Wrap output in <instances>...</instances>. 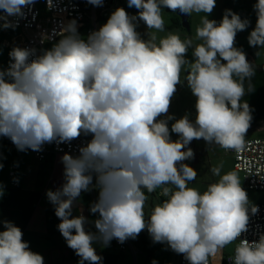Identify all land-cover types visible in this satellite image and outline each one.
Instances as JSON below:
<instances>
[{"label":"clouds","instance_id":"1","mask_svg":"<svg viewBox=\"0 0 264 264\" xmlns=\"http://www.w3.org/2000/svg\"><path fill=\"white\" fill-rule=\"evenodd\" d=\"M103 2L87 0L97 7ZM216 2L127 0L136 14L117 7L86 37L77 21L69 20L59 31L42 34V44L58 37L50 48L13 46L7 67L0 66V137L21 152L91 137L77 155L61 156L63 183L46 191L60 221L57 229L78 264H102L95 244L108 247L113 239L123 244L145 230L153 243L182 255L188 264H209L210 257L236 241L230 264H264V233L251 242L241 238L259 208L250 202L238 173L221 174L222 166L212 167L219 179L203 192L189 187L198 176L185 163L194 159L191 142L203 139L239 153L252 121L242 98L253 90L255 67L235 46L237 33L250 21L231 9L220 21L209 19ZM34 3L0 0V29L15 30ZM47 5L51 9L53 0ZM164 9L203 13L196 27L199 43L172 32L158 38L165 31ZM253 10L256 24L248 43L264 49V0H256ZM185 84L195 98L194 119L191 113L170 114L177 86ZM157 189L166 199L146 217V192ZM91 191L98 195L89 205L96 217L90 221L82 211L73 215V209L81 194ZM0 264H45L21 228L5 219H0Z\"/></svg>","mask_w":264,"mask_h":264},{"label":"crops","instance_id":"2","mask_svg":"<svg viewBox=\"0 0 264 264\" xmlns=\"http://www.w3.org/2000/svg\"><path fill=\"white\" fill-rule=\"evenodd\" d=\"M7 139L0 137V162L4 165L0 170V184L4 186V195L0 198V219L12 221L20 227L23 239L29 242L32 251L44 257L45 264H78L79 257L67 246L58 231L60 221L46 197L47 190H56L63 183V165L60 160L63 154L49 155L40 161L34 151H18L10 146L11 140L6 143ZM16 162L20 165V185L12 187L8 173ZM97 195L96 191L82 193L73 215H79L82 211L90 221L94 220L96 217L89 212V205L96 200ZM86 227L95 231L92 224ZM145 244L146 241L141 239V242L136 243L135 251L134 247L121 251L112 241L108 247L100 244L94 247L103 258L102 264H139L137 256L143 254Z\"/></svg>","mask_w":264,"mask_h":264},{"label":"built area","instance_id":"3","mask_svg":"<svg viewBox=\"0 0 264 264\" xmlns=\"http://www.w3.org/2000/svg\"><path fill=\"white\" fill-rule=\"evenodd\" d=\"M113 3L111 0H104L100 7L93 6L87 3V0H53V7L48 8L47 0H35L31 6V11L25 9L26 16L18 19V27L15 30L18 32L11 41L4 40V45L8 48L12 47L13 40H20L19 47L36 48L38 51L46 46L52 45L55 39L41 43L42 34L52 33L53 30L59 31L60 28L69 20L77 21L78 31H83L84 36L97 29L98 20L101 17L107 16L110 7ZM16 20L15 17H10ZM9 62V56L7 64ZM91 137L81 136L73 140L71 144H45L43 151L35 152L36 158L44 161L49 155L71 153L78 154V147L81 146ZM10 146L16 148L11 142ZM224 152L231 155L234 159V168L236 171L243 174L246 187L253 191L264 192V137L246 138L244 149L237 153L234 150H225ZM19 163H13L9 169V177L12 187L20 185L19 180ZM18 180V183L16 182ZM259 211L257 214L250 216L248 232L242 234V239H247L250 242L258 240L259 235L264 233V203L257 204ZM235 247L232 253H228L227 248L221 249L215 257L209 258V264H230L231 258L234 256V250L239 243L235 242ZM112 244L121 251L128 248L133 249V245L129 240L123 244L112 240ZM134 250V249H133ZM135 251V250H134ZM179 264H188L184 257L180 256Z\"/></svg>","mask_w":264,"mask_h":264},{"label":"rangeland","instance_id":"4","mask_svg":"<svg viewBox=\"0 0 264 264\" xmlns=\"http://www.w3.org/2000/svg\"><path fill=\"white\" fill-rule=\"evenodd\" d=\"M256 3V0H217L216 7L213 12L210 14L209 19H215L220 21L222 19L223 13L225 9H231L233 12H237L240 9L241 13L252 23L254 21V26L256 24V15L253 10V5ZM123 7L129 14H136L137 10L132 7H128L127 0H114L113 4L110 7V10L107 16L101 17V20H98L97 29L104 23H106L110 14L117 8ZM132 11V12H131ZM131 12V13H130ZM203 13L196 14L193 13L190 16V25L191 30L186 31L183 28L178 26H174L175 20L177 19V23L179 24V17L177 14L173 12H168L166 9L163 10V17L165 20V31L157 33L158 38L164 37L168 34V32H172L175 34H179L183 39L185 37H191L194 40V43H199V41L195 40L196 35V27L200 24L201 16ZM103 19V20H102ZM138 31L142 34L146 31L143 22L139 23ZM18 32L11 28L9 29H0V66L7 67V59L9 51L11 48L7 49L4 45V40L11 41L14 36H16ZM83 35V34H81ZM20 40H13L12 46L18 44ZM50 46H46L45 48H50ZM259 52V55H257ZM252 56L258 63L264 62V49H259L255 47L252 52ZM188 58L191 59V50H189ZM183 79V76H182ZM195 98L192 96L190 90L185 85H178L177 92L175 93L170 107V114H173L176 118L182 117L185 113H191V118L194 119L195 109H194ZM171 124V122H170ZM254 137H264V125H260L259 127L249 128L246 138H254ZM178 137L176 134H172V139L175 140ZM10 139L6 140V143L9 142ZM194 151V159L185 161L191 167L197 170L198 176L197 179L189 184V187L199 188L201 192L206 189L207 184L214 182L219 179V177H215L212 175L210 169L216 166H222L221 174L227 173L229 171H236L234 168V159L231 155H228L224 152V149L217 145H207L203 139L201 140H193L189 145ZM241 178L242 187L247 191L249 200L252 204H262L264 203V192L253 191L246 187L245 180L243 174L236 171ZM146 191V190H145ZM148 201L145 206V214L146 217L150 213L151 208L154 204L159 203L162 199H166L161 195V190L157 189L154 193H147ZM141 239L146 241V244L143 250V254H138L137 261L139 264H151L153 259L158 261V264H179L180 256L179 254L174 253L170 249H166V246L159 243H153L148 232L142 231L139 236L133 240L130 239L134 250L136 248V243L141 242ZM152 242L151 245L149 243ZM148 244V245H147ZM235 242L226 246L228 253L233 252V248L235 247Z\"/></svg>","mask_w":264,"mask_h":264},{"label":"flooded vegetation","instance_id":"5","mask_svg":"<svg viewBox=\"0 0 264 264\" xmlns=\"http://www.w3.org/2000/svg\"><path fill=\"white\" fill-rule=\"evenodd\" d=\"M236 13H238L242 19L246 18V16H244L243 13H241L240 9H238ZM175 22H177V19L175 20ZM253 22L254 21L250 23L248 29L237 33L236 42H235V46L238 48H242L244 50V52L246 53L247 60L250 63H252L255 67V74L251 78L253 90L250 92H246L245 96L242 98L243 101H246L249 104L251 109L252 121L250 128L264 125V62L258 63L254 59V57L252 56V52L255 47L249 46L247 39L251 30L255 27ZM179 23L180 24L178 26L180 28H183L180 17H179ZM246 88H247V82H246Z\"/></svg>","mask_w":264,"mask_h":264},{"label":"water","instance_id":"6","mask_svg":"<svg viewBox=\"0 0 264 264\" xmlns=\"http://www.w3.org/2000/svg\"><path fill=\"white\" fill-rule=\"evenodd\" d=\"M111 2L113 3L114 0H111ZM168 12H172L171 10L166 9ZM180 18H181V24L182 27L186 30V31H190L191 30V25H190V16L189 15H183L180 14L179 11L177 10V12H175Z\"/></svg>","mask_w":264,"mask_h":264},{"label":"trees","instance_id":"7","mask_svg":"<svg viewBox=\"0 0 264 264\" xmlns=\"http://www.w3.org/2000/svg\"><path fill=\"white\" fill-rule=\"evenodd\" d=\"M136 10H137V9H136ZM131 12H132V11H131ZM131 12H130V13H131ZM99 20H101V18H100ZM102 20H103V19H102ZM179 24H180V23H179ZM179 24H178L177 22H175V23H174V26H178ZM178 27H179V26H178ZM79 32H80V34H83V31H79ZM82 36H84V34H83Z\"/></svg>","mask_w":264,"mask_h":264}]
</instances>
